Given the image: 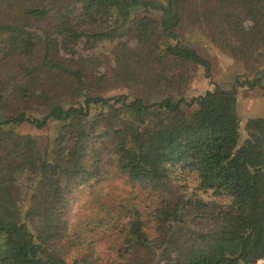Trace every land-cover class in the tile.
Here are the masks:
<instances>
[{
	"label": "trees",
	"instance_id": "16d2710c",
	"mask_svg": "<svg viewBox=\"0 0 264 264\" xmlns=\"http://www.w3.org/2000/svg\"><path fill=\"white\" fill-rule=\"evenodd\" d=\"M202 21L217 47L262 65L253 81L185 97L191 73L212 78L180 40ZM106 43L104 60L83 56ZM263 46L264 0H0V264H94L57 246L69 198L108 168L145 189H170L179 169L197 184L153 210L160 240L136 211L111 264H264V117L238 113L241 88L264 93ZM128 82L142 94L104 96ZM208 192L230 201L199 198ZM192 209L220 231H192L188 255L166 262Z\"/></svg>",
	"mask_w": 264,
	"mask_h": 264
},
{
	"label": "rangeland",
	"instance_id": "374dc122",
	"mask_svg": "<svg viewBox=\"0 0 264 264\" xmlns=\"http://www.w3.org/2000/svg\"><path fill=\"white\" fill-rule=\"evenodd\" d=\"M207 22L199 24H187L180 29V40L186 44L194 45L197 50L212 64V78L205 77L203 69H197L191 73L185 89V97L198 96L207 90H212L218 84L230 89L235 82L253 81L257 72L262 71V65L255 62H246L232 56L225 49L217 47L211 40ZM109 43L96 47L95 52L85 51L83 56L90 60L91 56L105 59L112 49ZM260 52H264V46ZM263 59V56H261ZM142 92L136 88L135 83L128 82L120 87L112 88L104 93V96L127 95L136 98ZM238 113L245 123L249 118L264 117V93L260 88L249 90L241 88L239 92ZM32 134H37L32 130ZM49 134V132H47ZM184 170L179 169L172 175L169 184L172 192L178 189L185 192V196H191L196 190L197 184L194 177L183 174ZM107 181L94 188L77 190L70 198L65 211L64 218L68 222V234L66 239L59 243V249L70 263L76 259H83L91 252L94 254V264H111L119 259V251L123 247V239L120 230L133 214L138 211L143 216L146 230L154 239L160 240L161 233L158 231V222L152 217L153 210L159 208L164 198L170 197L169 188L160 185H152L145 189L141 185H133L126 178L119 176L116 170L108 168ZM184 179V180H183ZM171 192V194H172ZM177 194V195H176ZM173 194V199L178 198L180 193ZM199 198L212 201L216 204L229 203L226 196H215L212 192L200 193ZM178 196V197H177ZM189 218L188 231L176 234L167 248L164 259L172 262L185 258L191 248V232L199 234L210 233L216 235L220 228L211 218H198L195 210Z\"/></svg>",
	"mask_w": 264,
	"mask_h": 264
}]
</instances>
